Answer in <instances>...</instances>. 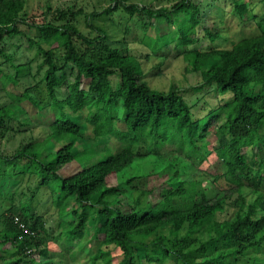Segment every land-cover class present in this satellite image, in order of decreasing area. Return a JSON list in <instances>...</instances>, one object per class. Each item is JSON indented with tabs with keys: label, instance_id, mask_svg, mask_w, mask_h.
<instances>
[{
	"label": "trees",
	"instance_id": "obj_1",
	"mask_svg": "<svg viewBox=\"0 0 264 264\" xmlns=\"http://www.w3.org/2000/svg\"><path fill=\"white\" fill-rule=\"evenodd\" d=\"M28 3L0 0V55L11 58L4 41L27 36L41 77L0 108V126L21 114V125L31 124L22 101L52 120L40 124L43 137L13 155L0 151V183L27 178L49 191L59 215L51 221L30 201H1L0 264H74L87 242L97 252L80 264H240L263 249L264 0H172L160 7L113 0L104 11L86 15L93 33L85 34L77 13L65 9L54 22L33 24L38 39L19 28L28 24ZM225 3L254 22L259 35L230 48H201L203 41L213 45L224 37L221 22L209 24L205 7L225 10ZM108 17L120 30L90 23ZM162 19L170 26L165 32L153 23ZM128 20L156 33L139 37L127 29ZM171 55L182 57L186 73L200 77L199 90L230 98L208 102L197 115L178 86L152 87L146 65L159 58L149 72L160 73ZM33 62L12 61L15 74L0 67L2 80L18 85L33 75ZM101 140L112 142L96 146ZM82 141L90 143L79 148ZM212 156L225 172L202 168ZM137 162L153 163L156 173L120 181ZM73 163L80 169L65 176L63 166ZM203 171L207 178L194 177ZM151 175L152 186L141 188ZM5 189L0 187L1 197ZM51 245L58 251L51 252ZM108 247L122 258H113Z\"/></svg>",
	"mask_w": 264,
	"mask_h": 264
},
{
	"label": "rangeland",
	"instance_id": "obj_2",
	"mask_svg": "<svg viewBox=\"0 0 264 264\" xmlns=\"http://www.w3.org/2000/svg\"><path fill=\"white\" fill-rule=\"evenodd\" d=\"M134 2H142L148 5L160 7L163 5H169L172 0H133ZM255 5H258L256 2L259 0H253ZM113 3V0H29L27 6V12L29 14L28 24L21 23L20 30L33 39H38L39 31L36 25H42L46 22H54L56 15L61 10L72 9V12L77 13L78 15V25L81 30L88 34L89 32L93 33L90 25L87 24L86 15L92 12H102L108 8ZM226 6V3H225ZM225 10H222L218 7H209L206 6L205 9L208 10L204 15H210L209 24L212 23L214 19H217L220 23V30L223 34V40L217 44H213L206 40L201 44V48L208 47H231L233 43L240 41L241 39L253 37L259 35L260 31L254 22L248 19H240L235 13L232 12V8L229 4L226 6ZM66 10V11H67ZM260 12V8H258ZM81 12V13H80ZM46 13V14H45ZM67 16V15H66ZM104 19V18H102ZM91 19L90 23L95 24L96 26H106L104 28L110 29L111 32H116L120 30L118 24L113 22L114 17H108L105 20ZM149 22V19H142L141 22ZM127 29L134 30L137 36H144V34H155L156 31L151 26H141L139 22H132V20L127 21ZM157 29L161 32H165L166 29L170 28L166 20H153ZM4 52L12 58V61L15 65L25 63L27 64L30 60H34L33 64V75L31 77L21 79L18 85H15L11 81L4 82L2 80L3 72L0 73V108L8 102H16V96H19V91L23 90L24 87L33 85L37 80L40 79L41 75L36 73L37 65L40 63V60L36 58V52L31 48L28 41V37L14 36L7 39L3 42ZM139 48L141 45L139 44ZM145 52H148V49H144ZM11 58H6L0 55V67L4 72L10 74H15V70L12 66ZM160 59L155 58L154 60L148 62L146 65V71L148 72L147 80L150 85L154 88L168 90L172 85L178 86L182 89L184 96L190 101L191 104L195 105V112L197 115H203L208 102L212 104H220L225 102L230 98V95L216 97V94L211 92V89L208 90H199L200 77L196 74L186 73L185 66L182 57H176L171 55L168 56V59L163 67V71L157 74H151L149 70L151 66L156 63H159ZM35 75V77H34ZM86 85V82L84 83ZM26 114L31 118V124L21 125V121H24L25 116L21 114L17 119H14L11 123H6L0 126V151L7 155H13L17 149L29 141L39 139L43 137V127L40 124H48L52 120V116H41L40 113H37V110L29 104L27 101L21 102L20 104ZM214 139L211 137V141ZM79 143V148H84L89 145V141H82ZM112 141L101 140L97 143L96 146L104 147L106 143ZM110 144V146H114ZM117 146V145H116ZM205 169H215L216 172L223 173L225 172V167L222 165V162L218 161L216 156H212L210 161L202 166ZM80 169L78 163L69 164L63 166L61 172L65 176L72 175ZM152 171V172H151ZM156 166L153 163L137 162L131 166L128 170L124 171L120 176V181L126 178H130L135 175H145L149 173H156ZM196 179H205L206 174L203 172L194 173ZM155 181V176L151 175L149 178H144L140 181L141 188H149L152 186ZM223 184V183H221ZM203 185L208 187L210 185L206 180L203 181ZM6 186L7 189L2 190L4 197L0 196V203L6 204L7 206H18L22 200L30 201L33 207V211L37 212L40 215L45 216L47 220L56 221L58 219V209L54 205L50 193L48 190L42 187H37L34 183L28 181L27 178L18 177L14 181H2L0 187ZM2 216L5 215L4 211L0 208ZM230 215V212L219 214V219L224 220ZM68 219V217L66 218ZM51 252L58 251V248L55 245L50 246ZM113 256L120 260L122 258L121 252L115 250L114 247H108ZM97 252L96 246L92 245L90 242L86 243L84 251H82V257L77 258V262L74 264H80L84 262V258H89V256L94 255ZM43 260V258H38ZM116 259V260H117ZM116 260L114 263H116ZM146 264V263H144ZM240 264H264V248L261 250H255L249 253V255L240 263Z\"/></svg>",
	"mask_w": 264,
	"mask_h": 264
},
{
	"label": "built area",
	"instance_id": "obj_3",
	"mask_svg": "<svg viewBox=\"0 0 264 264\" xmlns=\"http://www.w3.org/2000/svg\"><path fill=\"white\" fill-rule=\"evenodd\" d=\"M17 221V220H16Z\"/></svg>",
	"mask_w": 264,
	"mask_h": 264
}]
</instances>
